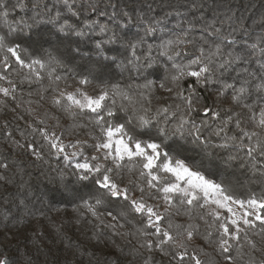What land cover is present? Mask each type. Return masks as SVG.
<instances>
[{"label": "trees", "instance_id": "trees-1", "mask_svg": "<svg viewBox=\"0 0 264 264\" xmlns=\"http://www.w3.org/2000/svg\"><path fill=\"white\" fill-rule=\"evenodd\" d=\"M18 2L27 7L14 8ZM33 2L8 0V17L5 18L0 12V34L8 35L10 42L21 44L28 53H51L59 63L53 65L55 71L51 76L48 73L52 70L45 68L40 70V80L33 75L31 81L24 79L29 75V70L21 68L11 57V69L0 66V72L17 84L15 101L0 94V100L6 101L0 104V160L9 165L7 170L0 168V174L7 177L0 180V258L7 257L10 264H145L149 258L150 264H169L171 258L158 249L148 250L140 246L142 240L137 229L143 227V221L139 214L129 212L125 217L118 215L127 210V201L104 196V202L95 205L97 215H92L83 207V201L90 200L96 193L98 186L94 179L78 181L71 175L72 166L65 165L63 155H57L55 149H50L47 141L38 133L28 139L44 145L41 159L17 148L6 138L4 125L7 122V130L20 139V130L28 125L41 127L39 121L43 120V126L49 130L57 133L67 130L63 138L65 144L77 139L92 144L89 133L97 131L90 121L94 114L84 110L82 115L74 118L54 105L52 97L72 89L95 96L102 88L111 89L118 85L129 93L132 101L119 95L114 97L116 117L112 122L120 123L129 116L146 114L152 118L151 124L148 128L137 127V138L143 141L156 138L159 127H165L171 133L179 122V113L176 118L170 115L166 117L164 113L157 116L156 113L163 106L172 105L173 110L177 104L183 106L182 100L176 96L178 89L168 79L174 74L173 63L186 64L200 55L201 47L214 52L215 45H221V55L211 57L215 82L196 85L199 99L194 106L197 110L190 114L198 125L202 120L207 123L200 127L199 140L187 133L183 137L170 136L163 142L164 150L173 158L186 159L190 163L195 161L206 176L229 185L234 194L241 198H247L252 193L258 196L264 194V157L258 152L249 157L246 149L239 147L241 138L245 144L249 141L242 137L234 123L219 135L216 134L227 116L241 113V128L264 138V128L258 124L259 110L264 107V101L258 100V97L264 96V91L254 87L264 76V54L258 48L250 47L254 43L264 47V0H100L101 9L108 15L84 12L79 17L68 11L63 0H53L62 14L59 22H47L45 18L30 31L10 33L9 29L15 27L16 21L34 15ZM82 2L84 0H69L77 10ZM113 11L117 16L110 20ZM122 12H128L133 23L129 24L126 20L120 23ZM65 19L85 35L59 31ZM156 19L163 22V30L157 29L155 33L145 36L142 21ZM85 20L99 23L93 26L85 23ZM180 21H191L195 25L188 32V39L193 42L172 48L168 54L174 59L169 60L162 54L164 50L160 44L184 35L186 24L178 27ZM104 24L108 25L110 31L101 32L100 25ZM209 24L219 32L213 34L212 29L205 31ZM113 33L115 40L108 43ZM140 37H144L145 43L136 48L134 55L129 45ZM149 44L154 47L151 50V67L146 68ZM229 52L239 53L245 59L220 67L228 59ZM21 55L27 59L24 53ZM57 76L59 80H56ZM82 78H87L89 83L81 84ZM244 80L250 81L253 87L250 88L251 95L242 103L237 104L232 100L231 90L219 95L223 84L239 87ZM148 81L154 82L151 91L144 87ZM161 83L165 84L164 88L159 87ZM194 83L193 77H186L180 82L185 95ZM0 84L8 86L6 81H0ZM168 88H173V91L168 92ZM142 94L151 103L144 100ZM105 103L112 106L111 100ZM121 105L128 111L121 110ZM141 105L150 111H139ZM245 105L254 107L249 109ZM204 107L219 111L220 117L205 113L202 110ZM29 108L33 111H26ZM136 124L137 121L133 120L132 126ZM185 128H190V125H185ZM233 136L237 139L233 140ZM205 140L207 144L203 143ZM66 151L71 153L73 149L68 147ZM85 154L94 153L85 147ZM61 171L66 173L63 179L58 175ZM137 178L138 172L125 171L117 177V182L123 187L129 180ZM131 195L138 197L139 192L134 190ZM91 202L95 203L94 200ZM156 203L161 204L163 210V202ZM109 212L112 216L108 215ZM173 219L180 224L198 223L201 225L200 231H204L203 221L198 218L190 220L183 211L174 215ZM252 239L256 240L258 249L264 248V238L252 235ZM191 248H203L204 252L200 253L202 259L212 258L216 264H224L214 251V246L199 234L193 237ZM244 251H248L247 245ZM254 255L257 261L264 259V252L258 250ZM246 260L245 255L244 261H237V264H244Z\"/></svg>", "mask_w": 264, "mask_h": 264}, {"label": "snow or ice", "instance_id": "snow-or-ice-1", "mask_svg": "<svg viewBox=\"0 0 264 264\" xmlns=\"http://www.w3.org/2000/svg\"><path fill=\"white\" fill-rule=\"evenodd\" d=\"M63 4L73 16L79 17L84 12L97 13L100 16L108 15L100 7V0H84L77 10L74 3H69V0H63ZM24 9L26 4L18 2L13 6ZM113 8L115 5L112 6ZM34 15L28 19L21 18L15 22V27H10V33H25L34 27L38 26L45 18L47 22L56 23L62 19L61 11L57 8L53 0H34L32 3ZM0 12L5 18L9 15L8 0H0ZM117 13L113 11L109 19H115ZM29 19L31 23H29ZM131 24L133 23L128 12H122V20ZM144 35L148 36L155 33L157 29H162V21L159 19L148 21L143 20ZM85 23L96 25L99 21L85 20ZM184 28L183 36H175L161 42L160 47L164 50L163 55L167 56L169 60H173V56L169 55V51L174 47H179L186 43L193 41L188 39L189 30L193 29L195 25L191 21H180L178 27ZM213 30V34L219 32L213 25L209 24L205 31ZM67 33H75L77 36H83V31H77L76 28L64 20L59 26V31ZM102 33L110 31L107 24L100 25ZM228 37H225L227 39ZM115 40V33L109 37L108 43H113ZM145 43L144 37H140L135 43H130L135 55L136 48ZM154 46L147 45L149 62L145 65L146 68L151 67V50ZM252 49H259L264 54V47L260 43H254L250 46ZM200 55L189 60L186 64L173 63L174 74L170 76V82L178 89L176 96L183 102L175 105L173 110L172 105L163 106L157 110L156 115L164 113L167 117L170 115L173 118L178 117V123L174 125V130L169 133L165 127L157 129V137L143 141L135 135L136 128H148L151 124L152 118L145 115L129 116L124 122L114 123L113 118L116 117L115 99L116 95L127 99L130 102L132 97L128 92L120 89L118 85L111 89L102 88L98 95L91 96L86 92L77 90L76 92H59L58 95L52 97V103L63 109L72 117L82 115L84 110H88L94 114L90 118L91 123L97 129L96 132H90L89 135L93 140L89 144L87 140L69 141L68 144L63 142L65 131L57 133L55 130L43 126L44 121L40 120L41 127L28 125L26 129L19 131L20 139H16L13 133L7 130V122H5V136L10 139L12 143L19 149L30 152L32 156L41 159L43 153L41 149L44 145H38L28 139L29 136L39 134L45 141H47L50 149H55L57 155H63L66 166H72L71 175L76 177L78 181H88L90 178L94 179L98 186L97 191L93 194L90 200L83 201V207L86 208L92 215H97L95 205H101L104 196L115 197L127 201V210L121 211L118 215L125 217L129 212L139 214L143 227L138 228L137 232L140 235L142 243L141 247L152 250L158 249L165 256L171 259L169 264H216L212 259H202L200 253L204 252L203 248H191V241L197 234L201 235L203 239L210 245L214 246V251L222 258L224 264H237V261H244L245 255L247 260L244 264H264V259L257 261L254 255L255 251L264 252V248H257L256 240L252 239V235L261 236L264 238V194L257 195L252 193L247 198H241L234 194L232 188L222 182L210 179L200 170L198 164L193 161L189 162L186 159L173 158L168 151L164 150L163 142L170 136L179 135L183 137L185 133L194 136L199 140L201 132L200 127L206 124V121H200L198 125L194 119L191 118V113L196 111L195 102L199 99L196 85H207L214 83L211 57L213 55H221V45H215V51L206 50L201 47L199 49ZM22 53L27 59L22 58ZM179 53H177L178 55ZM228 59L224 60L219 66L231 65L235 61H243L245 57L239 53H227ZM21 68H27L29 75L24 79L31 81L34 75L36 80L41 79V69L50 68L52 71L48 73L49 76L55 71L54 64L59 61L51 55V53H28L26 49L22 48L21 44L10 42L9 36L0 34V66L4 69H11L12 62ZM139 60V57H136ZM186 77L195 78V83L187 89V95L184 94V89L181 88L180 82L184 81ZM60 77L57 76L56 80ZM0 81H6L7 87L0 84V94L4 97H11L13 101L17 99L15 92L17 84L15 81L8 78L6 74L0 72ZM81 84H87V78L81 79ZM139 87V86H137ZM145 88L151 89L154 87L153 81H148ZM159 87L164 88L165 84L161 83ZM253 85L248 80L240 82V86L235 84H223L219 95H223L228 90H231L232 100L237 104L242 103L248 98L250 88ZM254 87L264 91V76L260 77V83ZM168 92H172L173 88H168ZM142 98L148 103L151 100L142 94ZM111 100L112 106H109L105 101ZM258 100L264 101V96L258 97ZM6 101L0 100V104H5ZM29 104L31 101L28 102ZM249 109H253L254 105H245ZM15 111V109H12ZM121 110L128 111V109L121 105ZM205 113H210L219 118L220 112L212 107H204L202 109ZM31 112L32 109H26ZM139 111L147 113L150 109H146L141 105ZM258 124L264 128V107L259 110ZM23 119V117H20ZM136 120V126H132V121ZM223 127L217 129V135L223 132L229 124L234 123L237 129H240L242 137L248 139L245 144L241 138L239 140V147L246 149V154L252 157L254 153H259L264 157V138H260L256 132H248L241 128V113H234L229 115L222 122ZM185 125H190V128H185ZM57 126H59L57 124ZM19 127V126H17ZM255 138V139H254ZM233 140L237 137L233 136ZM23 141V143L21 142ZM159 141V142H158ZM203 143L207 144L205 140ZM71 147L73 151L68 153L66 149ZM85 147L91 149L94 154H85ZM9 167L7 162L0 160V168L7 170ZM255 168V164L253 165ZM128 173L138 172V178L129 180L127 185L121 186L117 182V177L121 176L122 172ZM61 179L66 175L61 171L58 173ZM7 177L0 174V180H6ZM138 191L139 196L131 195L133 191ZM94 200V204L91 202ZM156 201L163 202L162 205ZM173 209H176L173 212ZM183 213L189 216L190 220L199 219L203 221L205 228L201 232V225L194 222L186 224L176 223L173 219L174 215ZM112 216V213H108ZM116 219V217H113ZM115 228L116 225H109ZM251 234V235H250ZM245 245L248 246V251L245 252ZM207 256V253H204ZM0 264H10L7 257L0 258ZM145 264H150V258L145 261Z\"/></svg>", "mask_w": 264, "mask_h": 264}, {"label": "rangeland", "instance_id": "rangeland-1", "mask_svg": "<svg viewBox=\"0 0 264 264\" xmlns=\"http://www.w3.org/2000/svg\"><path fill=\"white\" fill-rule=\"evenodd\" d=\"M77 90H75V89H72V90H69V91H67V92H76ZM89 95V94H88Z\"/></svg>", "mask_w": 264, "mask_h": 264}]
</instances>
